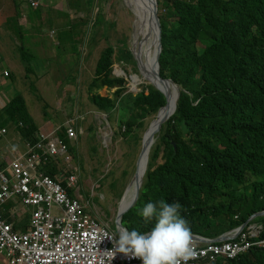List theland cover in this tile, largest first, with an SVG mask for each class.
Returning <instances> with one entry per match:
<instances>
[{"label": "trees", "instance_id": "trees-1", "mask_svg": "<svg viewBox=\"0 0 264 264\" xmlns=\"http://www.w3.org/2000/svg\"><path fill=\"white\" fill-rule=\"evenodd\" d=\"M96 1L94 37L114 26L115 20L106 18L102 7L106 0H68L76 11H88ZM158 5L161 73L177 82L181 93L153 157L158 158L164 147L166 162L155 170L151 164L141 198L124 223L130 230L149 232L155 221L146 223L138 210L163 199L182 206L180 214L192 232L216 239L264 211V0H158ZM65 15L59 37L69 36L74 42L87 21ZM113 54L107 43L91 90L121 84L112 74ZM132 55L124 37L118 59L135 63ZM128 91L120 87L114 98L94 94L90 99L131 134L145 126L166 97L152 85L137 93ZM49 107L45 102V117ZM7 121L16 123L25 140H37L39 127L23 96L16 95L0 112V126ZM61 128L65 139L66 123ZM48 172L54 175L58 169L51 165ZM254 222L264 226V217ZM262 240L264 230L255 242ZM218 264H264V247L256 245L235 260Z\"/></svg>", "mask_w": 264, "mask_h": 264}, {"label": "rangeland", "instance_id": "rangeland-1", "mask_svg": "<svg viewBox=\"0 0 264 264\" xmlns=\"http://www.w3.org/2000/svg\"><path fill=\"white\" fill-rule=\"evenodd\" d=\"M128 3L129 0H106L105 5L102 2L107 18L118 21L117 28L112 32L113 43L119 35L121 37L125 35L127 42L130 44L132 42L130 19H134V14ZM45 4L42 24L36 28V16H33V20H29L26 14V0H20L19 6L15 0H0V50L6 56L13 57L16 64L13 72L15 79L11 81L8 79V85H0V97L8 103L16 95L25 96L30 113L41 128L47 131L60 127L70 118H75V124L82 128V132L78 130V138L69 148L73 156L72 164L69 163L71 168L68 165H62V167L68 168V173L73 172L74 166L79 168L76 171L79 194L85 201H89L90 211L94 215L105 217L106 222L116 229L118 224L113 220V216L117 218L120 197L126 191L134 175V164L141 147L139 143H141L144 130L137 129L133 136H125L122 133L123 129H117L116 123H111L109 120L110 123H106L107 115L99 111L89 98L91 93L89 84L94 76L95 65L101 50L106 45L105 41L91 46L90 34H86L80 46L81 57L73 58L66 55L68 61L60 62L55 44L60 27L66 21V15L63 13L68 10L67 0H53L48 3L45 0ZM95 5L98 6L97 2ZM96 11L97 8L94 7L88 16L93 18ZM27 12L32 13L33 9H27ZM69 12L72 16H76L75 12ZM15 20L25 30L19 29ZM54 28L57 29V36L52 38L49 32ZM8 34L13 35V38L6 36ZM25 34L27 37L21 38ZM23 41L30 48L29 53L32 55L30 63L34 71L30 72L29 77H27L24 66L20 67L19 47ZM115 48L117 49V46ZM43 63L45 66H37ZM4 64L5 62L0 60V67ZM124 67L127 66L118 63L114 68ZM16 68L20 69L15 71ZM60 68L66 70L65 77L60 76ZM127 68L130 74H139V70L134 72L131 67ZM30 80L36 83L41 95L50 103L49 117H45L43 103L34 94L36 92L31 91ZM127 81L130 90L132 84L130 80ZM147 84L150 82L142 78L139 88L132 91L138 92L142 89V85ZM113 91L114 89L109 90L105 86L95 92L111 95ZM78 116L83 118H78ZM6 126L8 132L0 137V147L3 151L1 159L10 156L6 148L7 140L14 143L20 139V134L12 123H6ZM95 144H98L96 151L94 150ZM155 149L156 147L154 151ZM162 154L163 152L154 162L156 166L165 162ZM150 192L151 189L148 188L147 193ZM111 208L115 209L114 214ZM31 210V208H25L27 213L21 217L26 225L30 222ZM7 262V255L0 254V263L6 264Z\"/></svg>", "mask_w": 264, "mask_h": 264}, {"label": "clouds", "instance_id": "clouds-1", "mask_svg": "<svg viewBox=\"0 0 264 264\" xmlns=\"http://www.w3.org/2000/svg\"><path fill=\"white\" fill-rule=\"evenodd\" d=\"M46 1L48 3V1H53V0H46ZM15 2L17 4V6H19L20 0H15ZM26 3H27L26 14L28 16V19L29 20H33V16L35 15L36 18H37L35 26L37 28V27H39L42 24V20H43L42 12H43L44 6L46 5L45 4V0H26ZM67 6H68V10L64 11L63 14L68 13L72 20H76V19L82 18V19H85L87 22H86V24L84 26V33L82 35H80V36L75 37L74 42H70L69 41V36H65L63 39L60 38L59 37V33H58L57 43L55 44V46L57 48V55H58V58H59L60 62L65 63V62L68 61V58H66V55H70L73 58L76 57V56L80 58L81 57L80 46H81V44L83 42L84 36L86 34H90V45L91 46L98 45L102 41H105V43H106L105 47L107 46V43L112 44V48L114 50V54H113L114 63L112 65V74L116 78H120L122 80L121 84H118V85H109V84L104 85L103 84L100 87H95L93 90H91V88H90V84L92 82L91 81L90 84H89V90L91 92L90 95H89V98L92 95H94V94H101V93H97L95 91L99 90V89H101V88H103L105 86H107L109 90L114 89V91L112 92L111 95H103V94H101V95L102 96H107L110 99L114 98L115 95L118 92V89L120 87L128 88V86H127L128 85V81L127 80H130V82L132 84V89H130L131 91L132 90H137L139 88V85H140V82H141L142 78H144L145 80H148L150 82V84H147V85H152V86L155 87V84L151 80L146 78L144 76V74L142 73V71L139 69L138 63H137V61H136V59L134 57L133 52H132V54H133L132 56H133V60H134L135 63H128V62H126V61H124L122 59H118L119 47L122 46L123 38L125 37V35H123L122 37L119 35L115 39L116 42L115 43L112 42V40H111L112 39V32L118 26V21L117 20L113 19V20H115L114 21V26L110 27L105 32V34L101 35V31H100L99 34L97 35V37H94V32H92V29H93V26H94V23H95L96 15L99 12V7L96 6L95 3H94L88 11H76L75 9L69 7L68 0H67ZM94 7L97 8V11L95 12L94 17L90 18L88 15L90 14V11H92V9ZM30 8L33 9L32 13L27 12V9H30ZM69 11L75 12L76 16L75 17L72 16V14ZM82 12L84 13L83 15H82ZM158 13H159V5H158ZM18 14H19V11H18ZM159 16H160V13H159ZM106 18H107V16H106ZM66 21H67V17H66ZM160 21H161V19H160ZM15 22H16V25H18L16 20H15ZM20 23H22V22L20 21ZM18 27H19V29H24L25 30V28L22 25H18ZM61 27H60V29H61ZM130 27H131V22H130ZM131 29H132V27H131ZM49 35L52 38L56 37L57 36V29L54 28V29L50 30ZM6 36H8L9 38H13V35H11V34H8ZM26 37H27V34H25L21 38H26ZM162 44H163V41H162ZM116 46H117V49L115 48ZM104 48L101 50V53L104 50ZM128 48L131 49V44L130 43H128ZM2 49H3V47H2ZM19 50H20V67L22 65L24 66V70H25V72L27 74V77H29L30 76L29 75L30 72L34 71V69L32 68V65L30 63L31 57H32V55L29 53L30 48L27 47L25 45V41H23L21 43L20 47H19ZM101 53H100V56H101ZM2 56H3V52H1V50H0V60H2ZM100 56H99V58H100ZM99 58H98V60H99ZM160 58H161V55H160ZM98 60H97V62H98ZM159 61H160V59H159ZM118 63L124 64L127 67H131L134 72H138V70H139V74H137V73L130 74L129 73V69L127 67L115 69L114 67ZM37 66L38 67L45 66V63H43L41 65H37ZM96 66H97V63L95 65V71H96ZM0 68L2 69V74H0L2 77H4V78L8 77V79L10 81H11V79H15V75L13 74L14 70H9V68H7V67H5V68L0 67ZM16 70H18V69L16 68L15 71ZM117 70H120L123 74H119V72ZM10 71L12 72V74H11ZM59 74H60L61 77H65L66 76V70L64 68H60L59 69ZM64 74H65V76H64ZM160 74L162 75V73H161V61H160ZM95 76L96 75H95V72H94V76H93L92 80L94 79ZM135 77H136V83L137 84L134 86L133 85V81H134ZM163 77L164 78H170V77H165V76H163ZM138 80H139V83H138ZM147 85H142V88L144 86H147ZM161 85L162 84H159L160 87H161ZM29 86H30L31 91H35L36 92L34 94L38 97L39 100L42 101L43 105H44L45 102L49 103L41 95L36 83L33 80H30ZM162 86H164V85H162ZM135 87L137 89H135ZM179 89H180V93H181V86L180 85H179ZM128 90H129V88H128ZM130 90L128 92H130ZM141 90H138V92L141 91ZM135 93H137V92H135ZM146 93H148V89H146ZM23 97H24L25 102H26L27 110L29 111L28 105H27V100H26L25 96H23ZM179 98H180V96H179ZM1 99L2 98L0 97V100ZM2 101H3V99H2ZM9 102L6 103V104L4 103V101H3V103H0V112L4 111L5 107L9 104ZM93 104L99 110L97 105L95 103H93ZM177 104H178V101H177ZM43 105H42V107H43ZM163 106H161V107H163ZM99 111H101V112H103V113H105L107 115L106 118H105L106 123H110V122L111 123H116L118 130H122L123 129V132H122L123 135H125V136H131L132 135L133 136V134L135 133V130H137V129H143L144 130L143 131V135H144L146 129L149 127L151 121L157 115L159 110L157 111V113L155 115H153V116H151V117H149V118H147L145 120V126L144 127L135 129L131 134H128L124 127L121 128L117 122H114L111 119V117L109 116V114L106 112V110H99ZM29 113H30V111H29ZM49 116H50V114H49ZM32 117H33V115H32ZM78 118H83V117L78 116ZM170 118L171 117H169V119ZM169 119L162 125V127L169 121ZM7 122L8 123H12L16 127V129L18 130V132L20 134V137H19L20 139H18L17 142H14V143L11 142V140H9V139L7 140L6 148L10 152V156H7V159L6 158L1 159V156H3V151H1L2 148L0 147V186L8 178H11L10 162L13 160V158L17 154L26 153L28 151V144L35 145V144H37L39 142H42V143L46 144V143H48L51 140H60L66 145L67 154L69 155V158L66 159V157L64 155L50 156L48 160L42 162L41 165H39L38 172L43 173V174H47V175H49L52 178H56V176H59L62 179L63 185L68 188L69 194H70V190L73 191V196L72 195H70V196H72L74 198H78V199L81 200V198H83L81 196V194H79V195L74 194L78 190V188H77L78 174L76 173V171L79 168L74 166L73 172L72 173L71 172L68 173V168H63L62 167V165H68L70 167L69 163L72 164L73 156H72L71 151L69 152V148H70V145H72V142L77 140L79 131L81 130V132H82V128L75 124V118H70V119H68L66 121V128H65L66 138L65 139L63 137H61V135L59 134V132L62 130L61 125L58 128L55 127L56 129L47 131V130L42 129L41 126L39 125V123H37L36 120H35V122L37 123V125L39 127V131L37 133V140L35 142L29 141V140H25L22 137V135H21L16 123H14L13 121H7ZM162 127L160 129L158 137H156L155 142L152 145V146H154L157 143V145L154 146V147H156L155 151H154V148H153L154 153L156 152V150H157V148L159 146V142H160V139H161L160 133H161ZM7 128L8 127L6 126V124L4 126H0V137L2 135H5L8 132ZM143 135L141 137V143H139L140 146L142 145ZM97 147H98V144H95L94 145V150L95 151L97 150ZM140 149H141V147H140ZM39 151L42 152V150H39ZM162 152H163L162 155L164 157V155H165L164 147L161 149V153ZM139 153H140V150H139ZM139 153H138V156H137L135 164H134L135 170H136V162L138 160ZM154 153H153V155H151V160H150L147 172L144 175L145 182H146V179H147V175H148L149 169L152 168L151 164H153L157 160V158L153 159ZM165 162H166V159H165ZM51 165H55L57 167V169H58V172L56 174H54V175H52V174H50L48 172V169H49V167ZM160 165H162V164H160ZM160 165H158V166H160ZM158 166H156V164L154 163L153 170H155ZM61 170H63V171H61ZM135 170L133 172L134 175L136 173ZM71 175H75L76 176V182H75V186L74 187L68 185V180H69ZM134 175H133V177H134ZM133 177H132V179H133ZM132 179H131L129 185L132 183ZM64 182H65L66 185L64 184ZM145 182H144V185H145ZM129 185H128V187H129ZM144 185H143V187H144ZM128 187H127L126 191H124V193L120 197V202L119 203H121V200L124 199L125 194H126V192L128 190ZM141 194H142V192H141ZM15 206L18 207V211L20 212V216H18L17 214L12 215V210L14 209ZM181 207L182 206L178 202H176V203H167L163 199L158 200L156 202H148V203H146L143 206L142 209L138 210V213H137L138 215H140V216H142L144 218V221L146 223L150 222V221H153V220L155 221L154 226L151 227L150 231L146 232V233L145 232L141 233L140 231H138L136 229H133V230L129 231L126 227H118V228L114 229L111 226V224L108 222V224L105 225V226H108L112 231L115 232V234H113V235L106 236L107 238L111 239L112 242H113L114 253L118 252V253L124 254L125 256H131L132 258H139L140 260H142V264H188L189 260L196 259L198 257V252H197L194 244L205 245V246L209 245V244H225V243H227L229 241L237 240L239 238L240 234H242V233L250 234L253 230H258L259 231L258 235L252 236L250 234V239L254 243H256L255 240L261 238L262 231L264 230V226L263 225H261L259 223H255L254 222L255 220H253L234 239L226 240V241L218 242V243L217 242H212V243H207V244L204 243V242H200V241H193L192 233L193 234H198V235H201V234L191 231L190 227L188 226L187 221L180 214ZM25 208H27V207L22 206L20 204H17L14 200H9L8 203H6L2 207H0V210H1V212L3 214V217H4V219L6 221L7 220L9 222L14 221L16 228L21 227V228L24 229L26 226L29 225V224L28 225L24 224L23 220L21 219L22 215L27 213L25 211ZM28 208H31L33 210V207H28ZM86 208H87V211L89 212V214L92 216L93 213L90 211V206L86 205ZM133 208H131V209H133ZM131 209L129 211H131ZM54 211L61 212V209L60 210L56 209ZM30 218H31V215H30ZM99 222H101V221H99ZM239 227H241V226H239ZM238 228H236V229H238ZM236 229H234V230H236ZM234 230H232V231H234ZM116 236H118V239H116ZM201 236L208 238V236H205V235H201ZM208 239L214 240L213 238H208ZM262 241H264V240H262ZM256 245H254L249 251L241 254L240 256L251 252V250H253ZM258 246H260V245H258ZM261 247H264V246L261 245ZM240 256H238L237 258H239ZM237 258L229 259V258L221 257L214 264H218L220 261L228 262V261H231V260H235Z\"/></svg>", "mask_w": 264, "mask_h": 264}, {"label": "built area", "instance_id": "built-area-1", "mask_svg": "<svg viewBox=\"0 0 264 264\" xmlns=\"http://www.w3.org/2000/svg\"><path fill=\"white\" fill-rule=\"evenodd\" d=\"M57 155L69 158L66 145L51 140L28 144V151L10 162L11 178L0 186V207L14 200L33 210L24 229L6 221L0 210V254L7 255L6 264H142L139 258L114 253L113 242L106 236L115 232L94 219L80 199L70 196L59 176L38 172L42 162ZM75 182L76 176L71 175L68 185L74 187ZM14 214L20 216L17 206ZM258 233L253 230L250 234ZM250 234L242 233L225 244H194L198 257L188 264H214L221 257L237 258L256 244L264 246V241L254 243Z\"/></svg>", "mask_w": 264, "mask_h": 264}, {"label": "water", "instance_id": "water-1", "mask_svg": "<svg viewBox=\"0 0 264 264\" xmlns=\"http://www.w3.org/2000/svg\"><path fill=\"white\" fill-rule=\"evenodd\" d=\"M130 9L134 14V19H130L132 27V42L131 50L134 57L138 63L139 69L142 71L144 76L151 80L157 89L164 93L166 97V104L161 107L151 121L149 127L146 129L143 138L142 145L139 153L138 160L136 162V173L132 179V182L137 183V194L134 201L124 210L119 211L116 218V223L118 227H126L129 231V227L124 223L125 214L133 208L141 197L142 187L145 182V177L140 171L141 159L145 156H149L152 149V145L155 142L156 137H158L162 125L171 117L177 108V101L180 96L179 85L171 78H164L160 74V55L162 53V27L160 16L158 13V0H129L128 3ZM159 84L164 85L167 88H162ZM174 85L176 88V106L174 109L171 108L170 103H172V97L170 93L172 92L168 87ZM135 89H137L135 87ZM177 148V143L175 142ZM260 217H264V211L252 216L246 223L241 225L238 229L225 233L221 237L214 240H210L207 237H203L198 234L192 233L193 241H200L204 243L212 242H223L226 240H231L236 238L239 233L244 230L253 220Z\"/></svg>", "mask_w": 264, "mask_h": 264}, {"label": "bare ground", "instance_id": "bare-ground-1", "mask_svg": "<svg viewBox=\"0 0 264 264\" xmlns=\"http://www.w3.org/2000/svg\"><path fill=\"white\" fill-rule=\"evenodd\" d=\"M119 72V74H123L120 70H117ZM138 83H139V80H138ZM137 83H136V77L134 78V81H133V85L135 86ZM164 89L167 88L165 86H162ZM172 92L170 93V97H172V103H170V106L172 109L175 108L176 106V88L174 85H170L168 87ZM155 146V145H154ZM154 146H152L150 149L151 152L149 154V156H145L143 159H141V167H140V171L142 173V175H145L146 172H147V169H148V166H149V163H150V160H151V155H152V152H153V148ZM137 183L136 182H132L129 187H128V190L125 194V197L123 200H121V203H120V211H124L135 199L136 197V194H137Z\"/></svg>", "mask_w": 264, "mask_h": 264}, {"label": "crops", "instance_id": "crops-1", "mask_svg": "<svg viewBox=\"0 0 264 264\" xmlns=\"http://www.w3.org/2000/svg\"><path fill=\"white\" fill-rule=\"evenodd\" d=\"M2 61L5 62L3 68L7 67V68H9V70H14L16 64H15V61H14V58H13V57H11V56H9V55L6 56V55L3 53ZM17 69H19V68H17ZM0 74H2V69H1V68H0ZM8 81H9V80H8V77H7V78H4V77H2V76L0 75V85H8V84H9ZM3 101H4V100H3ZM3 101H2V99H1V100H0V103H3ZM4 103L6 104L5 101H4ZM5 158L7 159V156H6ZM74 194L79 195L78 190H77ZM81 196H82V195H81ZM81 201H82L84 204L89 205V201H85L84 198H81ZM95 206H96V205H95ZM95 206H94V207H95ZM94 207H93V208H94ZM111 209H112L113 214H114V213H115V209H114V208H111ZM54 210H56V209H54ZM119 211H120V208H119ZM120 212H121V211H120ZM92 213H93V212H92ZM126 214H127V213H126ZM126 214H125V215H126ZM92 216H93L95 219L101 221L104 225H107V224H108V222H106L107 220L105 219V217L102 216V218H101V216L99 217V216L94 215V214H92ZM124 217H125V216H124ZM103 219H104L105 221H104ZM113 220L116 221V219H115L114 216H113ZM129 229H130V228H129ZM130 231H131V230H130ZM0 264H1V263H0ZM3 264H4V263H3Z\"/></svg>", "mask_w": 264, "mask_h": 264}]
</instances>
